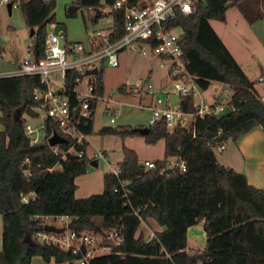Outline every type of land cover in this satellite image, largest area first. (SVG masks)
Returning <instances> with one entry per match:
<instances>
[{
	"label": "trees",
	"instance_id": "obj_1",
	"mask_svg": "<svg viewBox=\"0 0 264 264\" xmlns=\"http://www.w3.org/2000/svg\"><path fill=\"white\" fill-rule=\"evenodd\" d=\"M115 1L74 0L66 7V16L75 18L84 10H93L94 23L112 18L111 41H115L124 34V11L113 8ZM56 3L22 0L20 9L29 28L46 19L34 33L35 45L29 48L37 58L42 55L48 25L57 24L52 13ZM232 7H238L250 25L264 19V0H205L193 14H180L174 26L182 30L188 71L202 90L212 82L230 86L235 110L200 119L188 132L180 128L170 134L166 124L159 122L142 135L149 145L164 141V159L157 161L160 168L170 157H180L186 163L185 172L148 170L138 154L125 147L124 159L118 164L120 178L106 174L101 195L77 199L76 179L89 168L87 147L83 158L69 156L61 161V169H54L60 156L47 141L32 146L25 129L26 117L36 118L34 90L41 86L40 78L0 77V124L4 128L0 132V264H32L35 257L47 263L75 264L79 256L34 239L36 232L43 231L36 216H70V227L79 233L123 227L125 240L115 248L122 255H105L92 264H264V189L253 187L243 173L222 165L215 152L219 145L235 142L256 127L264 132V100L256 83L211 25L212 21L226 22ZM97 82V95L102 97L103 71ZM118 91L125 93L127 88ZM194 98L182 101L185 111H195ZM97 104L95 100L93 106ZM46 124L49 139L59 129L49 121ZM82 130L87 135L94 133V117L84 121ZM122 135L141 134L131 130ZM122 182L127 183L129 199L116 191H122ZM141 219L160 227L154 238L149 239ZM197 225L206 233L203 250L189 248L188 231Z\"/></svg>",
	"mask_w": 264,
	"mask_h": 264
},
{
	"label": "built area",
	"instance_id": "obj_2",
	"mask_svg": "<svg viewBox=\"0 0 264 264\" xmlns=\"http://www.w3.org/2000/svg\"><path fill=\"white\" fill-rule=\"evenodd\" d=\"M205 0H116L113 6L116 10L124 11V34L115 41H111L114 34V24L105 30L95 31L88 43L69 41L67 33L60 31L56 34V24H50L52 32H48L40 58L29 51L25 59L12 72L0 77L38 76L41 86L34 90V97L38 103L35 109L36 118H42V124L33 127L26 117V135L32 146L41 145L45 141L49 144L54 134L65 139V143L51 147L55 155L61 160L57 166L62 168L61 161L69 156L83 158L84 147H87L88 135L82 130L85 120L92 119L96 108L95 100L102 97L97 95V77L105 66L118 68L119 56L126 51H138L143 56H149L159 61L160 67L165 70V79L162 86L154 88L148 85L147 89L134 88L133 93L145 94L150 98L149 109L152 117L149 127L164 122L171 134L177 129L187 132L200 119L207 116H221L227 110L234 111L231 101L225 104L221 96H213L212 103H206L201 97L202 88L196 77L187 68L184 51L181 44L182 30L174 24L180 14L191 15L199 3ZM12 5V10L21 8L22 0H0L2 6ZM112 20V18H109ZM106 20V19H105ZM94 69L98 74L89 75ZM193 96L195 111H185L182 101ZM143 97V96H142ZM172 97L178 98V103H172ZM110 123L115 124L117 114L107 112ZM53 123L59 132H54L47 139V122ZM148 127V128H149ZM68 144V148L61 146ZM226 144L217 148L223 151ZM96 158L106 160L104 153L98 152ZM148 170H159L165 174L167 170H187L186 163L180 157H170L164 168H160L157 161H145L142 164ZM56 166V167H57ZM54 167V169H56ZM52 171V170H51ZM120 178L122 171L117 169L111 173ZM122 192L127 199L131 196L127 190V183H121ZM29 196L24 198L27 203ZM135 215H138L135 213ZM40 220L43 231L34 234V239L41 244L55 245L65 251L79 256L75 264H92V261L105 255L115 253V248L122 245L125 240L124 228L117 226L104 233L85 231L79 233L70 225V216H36ZM143 224H146L142 219ZM62 229L61 233L48 232L46 226ZM151 231L149 239L155 237Z\"/></svg>",
	"mask_w": 264,
	"mask_h": 264
},
{
	"label": "rangeland",
	"instance_id": "obj_3",
	"mask_svg": "<svg viewBox=\"0 0 264 264\" xmlns=\"http://www.w3.org/2000/svg\"><path fill=\"white\" fill-rule=\"evenodd\" d=\"M74 0H57L53 12L57 19L58 34L65 31L69 41H81L88 43L90 37H93L95 31L105 30L112 26V20H101L98 23L93 22L94 11L84 10L75 18L66 16V7ZM0 73L14 71L16 63H19L28 54L29 48L36 43L35 37H31V28L26 24L23 12L20 8H15L9 14L6 6L0 8ZM43 18L34 28L36 31L44 22ZM214 30L224 38L229 48L242 61V54H258L256 49L263 48L264 44V22L259 23L256 30L251 27L238 7H232L227 12L226 22L212 21ZM48 32H52L50 25ZM120 66L110 68L105 66L103 69V79L105 92L101 100L98 101L94 116V133L88 135L87 155L89 159V168L86 174L76 179L77 190L75 196L77 199H85L93 195H101L104 191V176L111 174L118 169V164L124 159V148L134 150L139 157V162L158 161L164 159L165 143L160 141L155 145L147 144L142 135L123 137L122 133L127 131L143 129L149 127V120L152 117L149 104L150 98L145 94H136L134 88L147 89L148 85L158 88L163 85L165 79V70L160 67L159 61L153 57L143 56L138 51H126L120 54ZM15 68V69H14ZM251 72L250 80L256 81V87L261 89L264 94V66L261 69L252 65L247 66ZM259 77L261 81L259 82ZM125 86L127 92L122 93L120 87ZM233 89L219 82H212L207 90H203L201 97L198 96L197 102L203 99L206 103H212L213 96H221L222 101L227 104L231 101ZM143 96V97H142ZM172 103H178V98L172 97ZM117 114L115 124L110 123V117L107 112ZM29 123L33 127L42 124V118H29ZM226 148V147H225ZM225 150V149H224ZM216 150L218 161L225 156V151ZM98 152L107 156L106 160L96 158ZM224 152V154H223ZM227 152V151H226ZM223 156V157H224ZM60 166L56 167V170ZM202 227V225H200ZM3 222L0 217V250L2 244ZM145 233L149 235L151 231H158L160 227L153 221L143 224ZM189 246L203 250L206 246V237L200 236L189 240ZM38 263L33 264H54L47 263L43 258L38 257Z\"/></svg>",
	"mask_w": 264,
	"mask_h": 264
},
{
	"label": "crops",
	"instance_id": "obj_4",
	"mask_svg": "<svg viewBox=\"0 0 264 264\" xmlns=\"http://www.w3.org/2000/svg\"><path fill=\"white\" fill-rule=\"evenodd\" d=\"M247 22V20H246ZM264 22V19L257 21L253 25H250L256 30V27L259 23ZM218 34V33H217ZM220 36V35H219ZM221 37V36H220ZM229 51L232 53L236 61L242 67L246 75L251 77V72L247 68V66L252 65L254 67H258L261 69L262 65L264 66V44L263 48L256 49L258 54H242V61L239 57L229 48L227 43L225 42L224 38L221 37ZM2 48L0 47V55L2 56ZM26 57V56H25ZM23 58V60L25 59ZM22 60V61H23ZM16 63V67L18 68L19 64L22 62ZM14 68V69H15ZM12 72V71H11ZM6 73H0L1 76H5ZM262 77H259V82L261 81ZM252 81V80H251ZM256 83V81H253ZM259 95L264 100V94L262 93L261 89L257 88ZM1 116V115H0ZM4 128L0 124V132L3 131ZM225 156H222L221 161H219L222 165L226 167H230L235 171L243 173L250 185L258 189H264V132L261 127H256L251 132L242 135L237 139L235 142H229L225 148ZM227 151V152H226ZM224 154V152H223ZM189 240L195 239L200 236H205L206 233L204 231L203 226L197 225L192 227L188 231ZM190 249L197 250L196 248L189 246ZM38 257L33 258V263H38L36 260Z\"/></svg>",
	"mask_w": 264,
	"mask_h": 264
},
{
	"label": "water",
	"instance_id": "obj_5",
	"mask_svg": "<svg viewBox=\"0 0 264 264\" xmlns=\"http://www.w3.org/2000/svg\"><path fill=\"white\" fill-rule=\"evenodd\" d=\"M8 10H9V14H11L12 13V5L11 4L8 5ZM34 33H35V30L32 29L31 30V37L34 36ZM88 74L89 75H92V74L96 75V74H98V70L94 69L92 71H89ZM135 132H137V133H139L141 135H146L148 133V128L136 129ZM63 143H65V139H63L58 134H54V136L52 138H50V140H49V145L51 147H54L56 145L63 144ZM45 230L48 231V232H55V233H61L63 231L62 229H58V228H56L54 226H51V225L46 226Z\"/></svg>",
	"mask_w": 264,
	"mask_h": 264
}]
</instances>
